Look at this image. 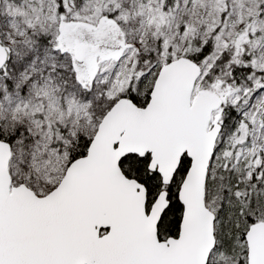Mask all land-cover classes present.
<instances>
[{
    "label": "snow or ice",
    "instance_id": "1",
    "mask_svg": "<svg viewBox=\"0 0 264 264\" xmlns=\"http://www.w3.org/2000/svg\"><path fill=\"white\" fill-rule=\"evenodd\" d=\"M0 264H264V0H0Z\"/></svg>",
    "mask_w": 264,
    "mask_h": 264
}]
</instances>
